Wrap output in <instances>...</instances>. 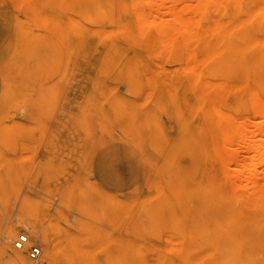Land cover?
Instances as JSON below:
<instances>
[{
    "label": "rangeland",
    "instance_id": "obj_1",
    "mask_svg": "<svg viewBox=\"0 0 264 264\" xmlns=\"http://www.w3.org/2000/svg\"><path fill=\"white\" fill-rule=\"evenodd\" d=\"M165 6L0 0V234L13 225L14 245L39 229L27 263L264 264V225H232L264 215V199L234 210L207 178L236 186L247 175L232 174L238 162L264 159V85L254 108L249 96L233 102L229 80L195 87L181 38L156 29L180 26L169 7L186 18L223 11ZM0 264L13 263L0 251Z\"/></svg>",
    "mask_w": 264,
    "mask_h": 264
},
{
    "label": "bare ground",
    "instance_id": "obj_2",
    "mask_svg": "<svg viewBox=\"0 0 264 264\" xmlns=\"http://www.w3.org/2000/svg\"><path fill=\"white\" fill-rule=\"evenodd\" d=\"M81 1L87 4H98L105 0ZM200 2L205 6L211 5L213 12L223 11V13L220 17L212 19L208 9L195 12L190 8V16L186 18L181 12L169 7L170 13L174 15V22L179 23L180 26L171 27V30L169 27L166 30L158 27L157 34L173 33L181 38L180 46L188 51L187 66L191 82L199 90L207 91V88L212 86L214 78L218 79L219 83L229 80L232 83L230 86L235 89L234 103H241L249 96L250 108L258 107L257 87L260 84L264 85V0H200ZM148 3L150 11L157 7H166V0H148ZM210 39L215 40L213 46L208 42ZM203 93L209 100V94ZM261 107L263 108L260 111L261 122L264 124V105ZM245 137L247 141L244 147L253 148L256 141L254 135H247L246 132ZM258 147L264 149V141ZM236 153L232 151L220 155L222 176H225L230 162L235 161ZM258 161L264 162V159L259 160L257 156H252L250 162H238L232 174L246 173L247 175L236 186L223 184L218 187L214 183L215 178L208 175L209 193L230 196L234 210L247 212L251 211L250 209H258L260 206L258 201L264 199V190L259 185ZM234 224L260 227L264 225V215L254 213L250 218L237 217L232 225ZM15 230L13 225L4 228L0 234V251L9 257L13 264H32L27 263L23 254L26 246L21 249L14 248L12 240ZM34 237H40V231L37 228L30 233L29 242ZM46 247L49 251L52 250L51 245L47 244Z\"/></svg>",
    "mask_w": 264,
    "mask_h": 264
},
{
    "label": "built area",
    "instance_id": "obj_3",
    "mask_svg": "<svg viewBox=\"0 0 264 264\" xmlns=\"http://www.w3.org/2000/svg\"><path fill=\"white\" fill-rule=\"evenodd\" d=\"M29 243L28 236L24 233H20L14 240V247L17 249L24 248ZM41 254V248L37 244H33L29 247L28 257L30 259H36Z\"/></svg>",
    "mask_w": 264,
    "mask_h": 264
}]
</instances>
